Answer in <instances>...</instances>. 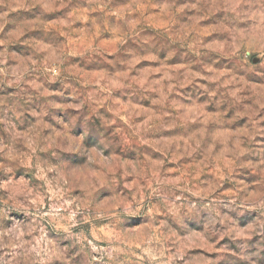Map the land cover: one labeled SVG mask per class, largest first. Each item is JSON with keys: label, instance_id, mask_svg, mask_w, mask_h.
I'll use <instances>...</instances> for the list:
<instances>
[{"label": "rangeland", "instance_id": "1", "mask_svg": "<svg viewBox=\"0 0 264 264\" xmlns=\"http://www.w3.org/2000/svg\"><path fill=\"white\" fill-rule=\"evenodd\" d=\"M0 264H264V0H0Z\"/></svg>", "mask_w": 264, "mask_h": 264}]
</instances>
